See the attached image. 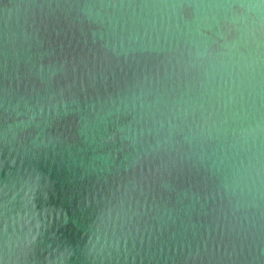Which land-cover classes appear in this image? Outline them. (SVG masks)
I'll use <instances>...</instances> for the list:
<instances>
[{
	"label": "clouds",
	"instance_id": "9594fccd",
	"mask_svg": "<svg viewBox=\"0 0 264 264\" xmlns=\"http://www.w3.org/2000/svg\"><path fill=\"white\" fill-rule=\"evenodd\" d=\"M0 146L102 182L90 264H264V0H0ZM13 223L37 264L50 221Z\"/></svg>",
	"mask_w": 264,
	"mask_h": 264
},
{
	"label": "water",
	"instance_id": "95a60500",
	"mask_svg": "<svg viewBox=\"0 0 264 264\" xmlns=\"http://www.w3.org/2000/svg\"><path fill=\"white\" fill-rule=\"evenodd\" d=\"M37 176L39 177L37 179ZM102 182L85 173L79 156L71 147L41 152L37 159L11 163L7 148L0 146V248L5 229L10 234L19 225L13 221L33 208L50 221L43 236L37 237L35 258L43 264L52 248L68 249L66 264H90L84 245L95 217V200ZM31 264V262H30Z\"/></svg>",
	"mask_w": 264,
	"mask_h": 264
}]
</instances>
